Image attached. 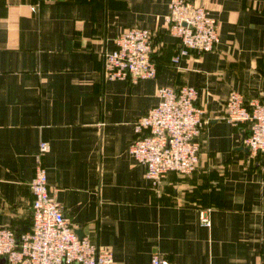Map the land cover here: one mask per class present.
<instances>
[{
    "label": "crops",
    "instance_id": "0c3cea01",
    "mask_svg": "<svg viewBox=\"0 0 264 264\" xmlns=\"http://www.w3.org/2000/svg\"><path fill=\"white\" fill-rule=\"evenodd\" d=\"M170 0H0V228L32 224L40 143L47 184L77 236L115 264H264V173L243 144L247 124L220 119L231 92L264 98V0H187L218 23L211 51L167 31ZM152 32L154 78L108 80L103 54L120 31ZM187 84L203 108L199 164L153 192L129 153L134 122L158 87ZM208 210L204 227L199 212ZM0 264H3L0 260Z\"/></svg>",
    "mask_w": 264,
    "mask_h": 264
},
{
    "label": "built area",
    "instance_id": "2783aa9c",
    "mask_svg": "<svg viewBox=\"0 0 264 264\" xmlns=\"http://www.w3.org/2000/svg\"><path fill=\"white\" fill-rule=\"evenodd\" d=\"M168 9L167 31L180 44L172 57L176 68L189 52L201 54L214 48L218 42V23L205 6L187 0H170ZM114 45V49L103 54L106 79L130 78L136 82L155 77L150 30L124 29L115 36ZM157 93L158 103L135 120V138L129 147L135 161L145 167V178L153 192L170 174L189 176L195 172L200 159V137L206 124L203 108L195 104V87L159 86ZM220 119L235 127L247 124L249 135L243 144L252 157L261 156L264 173V98L245 102L239 92H231ZM48 151V145L40 143L35 157L34 176L29 185L33 197L31 227L19 234L0 228V260L3 264H115L111 252L99 251L87 238L77 236L63 207L55 200L43 164ZM208 212H199V221L204 227L210 225ZM149 264L169 263L155 255Z\"/></svg>",
    "mask_w": 264,
    "mask_h": 264
},
{
    "label": "trees",
    "instance_id": "16d2710c",
    "mask_svg": "<svg viewBox=\"0 0 264 264\" xmlns=\"http://www.w3.org/2000/svg\"><path fill=\"white\" fill-rule=\"evenodd\" d=\"M179 48H180V45H179ZM183 177V176H182Z\"/></svg>",
    "mask_w": 264,
    "mask_h": 264
},
{
    "label": "water",
    "instance_id": "95a60500",
    "mask_svg": "<svg viewBox=\"0 0 264 264\" xmlns=\"http://www.w3.org/2000/svg\"><path fill=\"white\" fill-rule=\"evenodd\" d=\"M81 238V237H80Z\"/></svg>",
    "mask_w": 264,
    "mask_h": 264
}]
</instances>
